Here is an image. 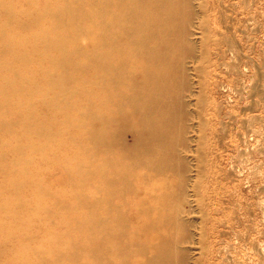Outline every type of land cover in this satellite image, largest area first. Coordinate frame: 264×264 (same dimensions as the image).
Returning <instances> with one entry per match:
<instances>
[{
    "label": "bare ground",
    "instance_id": "bare-ground-1",
    "mask_svg": "<svg viewBox=\"0 0 264 264\" xmlns=\"http://www.w3.org/2000/svg\"><path fill=\"white\" fill-rule=\"evenodd\" d=\"M189 5L0 0V133L23 129L15 143H0V175H10L0 185L2 231L14 247L9 264H186L180 214L190 185L181 151L192 93L187 60L194 58L185 55L192 38ZM38 101L63 125L41 116ZM23 106L30 110L21 113ZM65 132L75 150L64 146ZM56 140L62 142L52 145ZM28 148L63 149L65 164L56 165L64 175L53 183L70 187L68 194L54 193L30 173L33 158L22 157L12 168L1 163ZM26 183L34 203L23 194ZM27 215L68 221L63 234L31 224L12 236L9 228ZM40 233L49 236L31 245Z\"/></svg>",
    "mask_w": 264,
    "mask_h": 264
},
{
    "label": "rangeland",
    "instance_id": "rangeland-1",
    "mask_svg": "<svg viewBox=\"0 0 264 264\" xmlns=\"http://www.w3.org/2000/svg\"><path fill=\"white\" fill-rule=\"evenodd\" d=\"M189 4L192 38L185 55L194 58L187 60L192 93H187L189 115L182 120L187 145L181 151L190 165V185L187 210L180 214L188 240L180 247L186 252V264H264V0H189ZM3 73L0 69V77ZM37 81L43 87L40 76ZM16 101L14 97L12 106ZM40 106L41 116L63 125L58 116ZM15 115L20 113L16 110ZM16 118L20 125V116ZM18 130L23 129L0 133V143H15L23 134ZM65 134L64 146L75 150L70 134ZM31 135L36 140L44 138L35 132ZM127 139L131 141V134ZM59 148L53 149L55 154L52 149L31 152L28 148L8 154L1 163L12 168L22 157L33 158L30 173H37L54 193L68 194L70 187L53 183L64 175L56 165L65 164L66 153ZM9 176L0 175V185H7ZM85 190L93 191L91 186ZM23 194L36 201L31 183H26ZM66 221L62 216L35 220L27 215L9 229L14 236L31 224L37 229L52 225L63 234ZM3 223L0 218V264H9L14 247L2 231ZM40 235L30 244L49 236Z\"/></svg>",
    "mask_w": 264,
    "mask_h": 264
}]
</instances>
